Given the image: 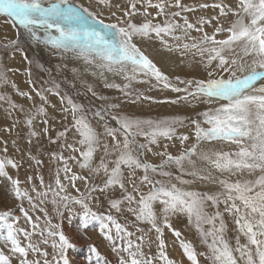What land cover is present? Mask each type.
Segmentation results:
<instances>
[{
    "label": "snow or ice",
    "instance_id": "obj_1",
    "mask_svg": "<svg viewBox=\"0 0 264 264\" xmlns=\"http://www.w3.org/2000/svg\"><path fill=\"white\" fill-rule=\"evenodd\" d=\"M96 5L102 11L107 7L116 22L105 23L99 13L75 0H0V17L25 30L29 40L50 47L64 58L82 62L84 71L91 69V75L103 81L105 88L119 90L131 103L153 99L133 85L152 84L154 79L152 87L162 86L178 94L170 101L172 104L203 102L216 106L201 114L202 122L190 121V136L178 133L177 129L185 124L180 117L141 119L123 114L119 104L87 110L67 92L62 94L56 81L37 89L30 68L25 73L32 88L23 91L9 76L13 69L0 65V87H10L16 95L32 102L25 108L6 91L0 92V102L23 114L22 122H14L12 129L22 123L29 143L48 136L49 142L59 147V151L49 154L50 160L58 162L52 173L54 185H46L44 176L37 172L26 177L30 188L9 174V168L18 170L21 165L7 155V147L3 148L0 177L10 181L13 195L20 201L18 210L31 230L20 225L21 216L14 215L11 208L0 211V236L7 247V251L0 250V264H70L66 253L74 245L52 222L47 210L40 208L43 225L39 217L34 220L30 215L29 210L49 202L57 215L64 209L71 213L72 205H79L82 226L97 222L101 234L112 243L118 264H177L166 251L163 235L167 229L181 238L182 233L171 223V218L179 215L187 216L207 249L198 252L191 241L182 239L183 255L190 264H201L199 257H206L208 264H264V0H235L232 4L221 0L211 5L218 9V15L201 16L195 21L189 19L188 13L210 5L189 6L183 0H129L118 18L111 11L110 0H96ZM150 9H155L154 16ZM138 16L143 17L142 22H135ZM208 25H213L211 33L205 30ZM136 37L141 41L157 39L170 52L178 51L185 57L198 56L206 69L213 70L207 72L206 79L172 80L138 47ZM4 47L28 61L19 38ZM73 72L77 69L73 68ZM110 76L122 78L123 83L110 82ZM87 92L97 96L91 84ZM49 94L59 97L65 118L71 116V122L55 138L49 135ZM89 114L103 127V133L97 131ZM174 138L183 149L178 154L168 152L165 145L164 151L156 153L161 157L159 164L144 158L153 152V145ZM190 139L193 142L188 144ZM98 151L103 154L96 164ZM27 156L37 167L43 163L31 152ZM73 163L87 169L89 176L76 173ZM172 167L180 174L174 176L165 170ZM101 172L104 180L96 184L94 174ZM89 178L93 180L91 185L87 183ZM34 180L39 181V187ZM79 180L86 181L85 190L79 196L69 195L63 181L79 192ZM196 180L217 186L218 190H193L191 185ZM116 189L121 191V197L109 198ZM97 191L108 199L115 213L132 214L136 222L147 224L148 230L132 223L133 232L128 227L130 222H119L111 211L107 215L95 211L91 204ZM226 217L235 227L234 245L227 235ZM152 232L155 254L145 251L153 245L149 238ZM49 245L51 253L46 250ZM89 247L97 258L96 264H108L96 246Z\"/></svg>",
    "mask_w": 264,
    "mask_h": 264
},
{
    "label": "rangeland",
    "instance_id": "obj_2",
    "mask_svg": "<svg viewBox=\"0 0 264 264\" xmlns=\"http://www.w3.org/2000/svg\"><path fill=\"white\" fill-rule=\"evenodd\" d=\"M93 1V0H88ZM117 2H120V0H116ZM221 2V0H183V3L189 6L193 5H199V4H208L210 5L208 8L200 9L199 7L196 8V10L192 13H188L189 19L192 21L197 20L199 17H212L214 15H218V9H213L211 5L213 3ZM225 2L232 4L235 2V0H225ZM75 3L81 4L82 2L80 0H75ZM94 3V2H93ZM84 6V4L82 3ZM85 7V6H84ZM117 10L119 13L117 15L118 17H121L122 11L124 8H111V11ZM150 11L153 13V16L155 14V9H150ZM99 13L101 17L104 19L107 23H114L116 22V19L111 21L110 17V11L109 9H103L99 8ZM107 14H110L107 16ZM162 19V18H161ZM232 18L229 17L228 20H231ZM143 17L138 16L135 18V22L139 23L142 22ZM224 23H227L228 21H223ZM215 23V22H214ZM10 25V24H9ZM13 26V25H12ZM10 25V27L12 28ZM213 25L206 26L205 30L209 33H211L214 29L212 28ZM14 31L16 32L13 39L19 38L21 41V46L24 48V51L28 57V61H31V64H29V67L31 69L32 73V80L35 84V87L37 89L41 87H48L50 86L51 81H56L61 85V93L67 92L69 95L73 97V99L80 104H83L85 106V109L94 111L96 108L105 105L106 104H119L121 106L123 114L126 115H132L137 118L141 119H161V118H174V117H180L183 118L185 121L184 127L178 128V133H186L190 136L192 135V126L190 124V121L192 119H198L201 122L203 121L202 113L209 110L210 108L216 106V105H210L207 103H197L191 106H183V102L172 104L170 103L171 100L175 99L178 95L177 93L172 92L170 89H163L162 86L160 87H152V84L155 83L154 79L152 80V84L149 83H134L133 87L135 89H139L142 91L145 95L151 96L152 100H144L137 103H131L119 90L112 89V88H105L104 82L99 81L96 79L91 78V71H84L83 73L79 72V68L77 65H73L72 63L66 62L64 59L61 60H55L50 55H43L38 52V50H46L44 44H38L36 42H33L28 39L27 34L25 30L22 28H19V26H13ZM18 32V33H17ZM192 35L196 36L197 33L193 32ZM19 36V37H18ZM218 38H223L222 36H218ZM166 39H169L170 42L171 38L166 37ZM152 39H145L141 41V38L136 37L135 41L145 54L149 56L150 59H152V55L150 52L154 50H162L166 52L170 56V63L166 70L161 69L166 75L169 76L170 79L175 80L176 77H179L181 80H187V79H206L207 78V72L212 71L213 69L211 67L205 68V66L200 62V58L198 56H182L180 52L178 51H169L167 48H165L163 45H154L151 43ZM3 42V43H2ZM9 42H5L2 39H0V65L7 66L11 69H16L13 66H9L7 64V59L10 60V55L13 53L12 49L9 47L5 49L4 45L8 44ZM42 59L43 61L39 60ZM153 60V59H152ZM27 61V62H28ZM154 62V60H153ZM49 63V64H48ZM17 66V65H16ZM24 68V67H23ZM73 68L77 69V72H73ZM22 69L19 70L20 73H22ZM27 75H23L17 78H13V80L16 82L18 87L23 91H29L32 88V85H29L27 83ZM111 82V81H110ZM91 84L94 88V90L97 93V96H92L91 93L87 92V85ZM182 86V85H181ZM6 91L9 95L12 96L13 100L17 104H23L25 108H28L31 106L32 102L28 101L25 97H21L15 94V92L9 87L7 89L0 87V92ZM182 95V94H180ZM34 99L36 103H39V97H35V94L33 93ZM98 97H104L105 99H100ZM52 105H55V107H52ZM62 105L60 104L59 97L49 94V105H48V115H49V122H50V133L49 135L55 138L56 133L59 131H62L65 126H67L68 123L71 122V116L68 115L67 118H65V114L60 111V108ZM11 110L8 108L7 104L0 102V156L3 155V148L7 147V144L11 143V148L7 147V155L10 157L15 158L17 161L20 160L22 167L21 169H8L9 174L15 179L17 177L22 182L23 187H31L26 182L27 176H35L37 172H39L41 175L44 176L45 182L46 177H50V183L53 184L54 182L52 180V173L55 172L58 162L53 161L49 159V154L54 151H59V147L57 144H52L49 142L48 136H41L39 139H33L32 143L27 142L28 137L26 133V129L24 128L23 124L19 125L16 129H12V123L16 121L23 120V114L17 111H11V115H9V112ZM119 114V113H117ZM12 118H10V117ZM11 119V120H9ZM89 119L91 120L92 124L97 128V131L103 133V127L97 123L95 119H92L91 115L89 114ZM14 120V121H13ZM111 125L113 127H116V124L114 121H110ZM206 126V125H205ZM23 127V128H22ZM21 128V129H20ZM5 129H12L11 131H6ZM18 130V131H17ZM16 133V134H15ZM19 134V135H18ZM17 141H16V140ZM23 139V140H22ZM141 142H144L143 138H139ZM194 139V137H193ZM20 140V141H19ZM27 140V141H26ZM13 141H16L13 143ZM167 140H161L159 142V145H153V152L152 153H146L145 159L149 162L159 164L161 161V157L156 155L157 152L164 151L165 143ZM173 141H179L178 139H173ZM23 142V143H22ZM27 142V143H25ZM193 142L192 139L188 142V144H191ZM109 143H111V140L109 138ZM29 144V145H28ZM26 145V146H25ZM28 145V146H27ZM168 152L172 154H178L179 151L183 150L182 146L180 145V150L177 151V149H174L173 151H170L166 149ZM27 151V152H26ZM31 152L32 155L37 156L40 160H42V163L39 167L37 165L33 164V162L28 158L27 153ZM25 153V154H24ZM67 154V153H66ZM102 151H98L94 157L95 163L98 164L100 161V156L102 155ZM43 155V156H42ZM23 161V162H22ZM27 161V162H26ZM48 162L50 165H48ZM51 162V163H50ZM55 162V164H54ZM57 164V166H55ZM52 165V166H51ZM47 169H49L47 171ZM27 170V171H26ZM49 174H47L45 171ZM73 170L78 173L81 176L88 177L89 172L87 169H80L78 166H75L73 163ZM165 170L172 171L174 176L179 175V171L175 168H166ZM53 171V172H52ZM25 172H27L25 174ZM43 172V173H42ZM23 173V174H22ZM141 172H138L137 175H141ZM16 175V177H14ZM61 176H63V173H61ZM95 180L94 182L96 184H102L104 180L103 173L94 174ZM3 178V179H2ZM157 178H160L157 176ZM185 179H192V177L185 176ZM6 179V180H4ZM24 182H23V181ZM2 181V182H1ZM7 181V183H6ZM91 182L93 183V180L89 178L87 180V183ZM39 181H34V183L39 187L38 183ZM176 182V181H174ZM6 183V184H5ZM63 183L67 186V192L69 195L79 196L81 192L85 190V180H79L76 182L77 187L79 188V192H77L76 189L72 188L68 181H63ZM0 185H3L4 193L0 191V211L7 210L11 208L14 212V215L21 216L20 225L23 227H26L28 230H31V226L26 224L22 214L19 212V205L20 201L16 200L12 190H10L11 183L6 177H0ZM6 185V186H4ZM10 185V187H9ZM8 186V187H7ZM130 187V186H129ZM10 191H8V189ZM191 188L196 191H215L218 190L217 186L196 180L191 185ZM75 190V191H73ZM7 191V192H5ZM77 192V193H76ZM72 193V194H71ZM122 193L119 189H116L114 192L111 193L109 198H116L119 199L121 197ZM94 196V194H93ZM101 198H98L97 196H94V199L92 201L91 206L93 209L99 213H103L104 215L109 214L111 211L113 215L117 217L119 222L121 223H128V227L131 231L135 232V229L132 227V223H137L139 227L143 228L145 231L148 230L149 226L147 224H139L135 221V217L127 212H123L121 214L115 213L114 210L110 209V205L108 202V199L105 198V196H102ZM48 203L41 205L40 207L36 208L35 210H29L30 215H32L33 219L35 220L37 217L40 218V224L43 225L44 223V213L40 210V208H45L48 211L49 217H51L52 222L54 224H58L60 226V230L65 233L66 236L69 237L70 242L74 245L73 248L69 249L66 253L68 259L70 261V264H76L77 258L79 254L88 255L90 252L91 245L96 246L98 251L101 253V256L108 262V264H118V257L117 254L112 252V243L104 238V236L101 234L99 226L96 221H92L89 225L85 227V231L88 236H91L95 234L96 238L92 239L93 241H87L82 242L80 239L77 241V230L79 229V223H81V217L79 213L81 212L79 205H72L74 207L73 212L69 213L67 209H64L62 211L61 215H57L51 206L47 205ZM127 207V204L124 205ZM24 207L28 208L27 201H24ZM157 209L159 208V205L156 206ZM80 209V210H79ZM53 212V213H52ZM79 212V213H78ZM125 220V221H124ZM226 222L228 225V231L227 235L231 239L232 244H235V227L231 221V218L226 217ZM171 223L173 224V227L177 230H179L182 233L181 238H176L171 231L165 229L164 235L168 234L169 236H173L175 238V244L178 247V244L181 245V240L186 235L188 241H191L194 247L198 252H206V246L201 242L200 237L195 229V227L189 223L188 218L186 215H179L174 216L171 218ZM98 227V229H97ZM185 232V234H184ZM189 232V233H188ZM187 233V234H186ZM139 235V233H136ZM72 237H71V236ZM155 233H149V238L153 241L152 247L145 248L146 252H150L152 254H155L157 251L156 248V242L155 241ZM154 236V237H153ZM72 238V239H71ZM77 238V239H76ZM36 239H39L37 236ZM75 239V240H74ZM102 240V241H101ZM77 241V242H76ZM177 241V242H176ZM180 242V243H179ZM241 242L244 243L245 240L243 237H241ZM102 244V245H101ZM83 250H82V249ZM0 250L7 251V247L5 246V241L2 236H0ZM46 250L51 253L52 249L49 245ZM110 250V251H109ZM173 248H171L168 254L170 258H173L175 255V251H172ZM180 249H177V254ZM108 252V253H107ZM111 255H109L110 253ZM73 253V254H72ZM91 253V252H90ZM76 254V255H74ZM108 254V255H107ZM91 258L86 259L87 264H96L97 258L91 253ZM184 256V255H183ZM108 257V258H107ZM80 259V258H79ZM117 259V260H116ZM174 259V258H173ZM201 264H208V261L206 257H199ZM113 260V261H112ZM175 260V259H174ZM180 260V261H179ZM175 260L177 263L180 264H190L188 262L187 258L184 259ZM185 260V261H184ZM187 260V261H186ZM84 261V260H83ZM184 261V262H183ZM178 263V264H179ZM84 264V262H83ZM101 264H104L103 261H101Z\"/></svg>",
    "mask_w": 264,
    "mask_h": 264
},
{
    "label": "bare ground",
    "instance_id": "obj_3",
    "mask_svg": "<svg viewBox=\"0 0 264 264\" xmlns=\"http://www.w3.org/2000/svg\"><path fill=\"white\" fill-rule=\"evenodd\" d=\"M83 4H84V6L85 7H90V10H92V11H95V12H97V13H99V8L100 7H97V5H96V0H93V1H88V0H80ZM94 2V3H93ZM129 2V0H120V2H117L116 0H110V3H111V5H112V8H114V7H116V5H120V7L121 8H126V6H127V3ZM81 3V4H82ZM210 8V7H209ZM104 9H108L107 7H105ZM115 12H116V14L118 15V11L117 10H114ZM100 14V13H99ZM110 14H107V16H109ZM99 18H101V19H103L102 17H101V15L99 16ZM116 18H114V17H110V20L111 21H113V20H115ZM104 20V19H103ZM105 23H107V22H105ZM12 26V24L11 23H8V22H6V18H3V17H0V39H2L3 41H5V42H9V41H11V40H13V38H14V36L15 35H13V34H16V32L14 31V29H13V26H12V28L10 27V25ZM212 28H213V26H212ZM18 33V32H17ZM19 37V36H18ZM20 38V37H19ZM3 43V42H2ZM151 43L152 44H154V45H162L161 44V42L159 41V40H157V39H152L151 40ZM45 48H46V50H38V52L40 53V54H43V55H50L51 57H53L55 60H61V59H64L66 62H69V63H72L73 65H77L78 66V68H79V72L80 73H83L84 72V65H83V63L82 62H79V61H73V60H71V59H67V58H64V57H62L61 55H59V54H56L53 50H51L50 49V47H48V46H45ZM150 54L152 55V59L154 60V63H156L157 64V66L158 67H160V69H164V70H166L167 69V67L169 66V63H170V56L166 53V52H164V51H162V50H154V51H152V52H150ZM39 60H41V61H43L42 59H39ZM7 64L9 65V66H13V67H15L16 69H13V71L11 72V73H9V76L11 77V79H13V78H17V77H20V76H23V75H26V73H25V69H27V67H29V63L26 61V60H24L23 59V57L18 53V52H16V53H12L11 55H10V60H8L7 59ZM49 64V63H48ZM17 65V66H16ZM24 67V68H23ZM20 69H22L23 71H22V73H20L19 72V70ZM18 70V71H17ZM88 71H92L91 69H89ZM91 78L92 79H96V80H99V81H101L98 77H95V76H92L91 75ZM109 80L110 81H115L116 83H123V81H122V78H120V77H109ZM183 104V106H191V105H194V104H197V103H187V102H183L182 103ZM10 117V116H9ZM10 118H12V117H10ZM9 120H11V119H9ZM12 121V120H11ZM14 121V120H13ZM13 124V123H12ZM21 125V124H20ZM23 128V127H22ZM21 129V128H20ZM18 131V130H17ZM16 134V133H15ZM19 135V134H18ZM16 140V139H15ZM23 140V139H22ZM17 141V140H16ZM15 141V142H16ZM20 141V140H19ZM27 141V140H26ZM28 142V141H27ZM27 142H25V143H27ZM23 143V142H22ZM29 145V144H28ZM27 145V146H28ZM165 145H167L168 147H167V149L168 150H170V151H173L174 149H177V151H179L180 150V143H179V141H173V139L172 140H167L166 141V143H165ZM10 146H12L11 145V143H9V144H7V147H9V148H11ZM26 146V145H25ZM27 152V151H26ZM25 154V153H24ZM27 156V155H26ZM43 156V155H42ZM14 157V156H13ZM18 162L20 163V165H21V162H20V160H18ZM23 162V161H22ZM27 162V161H26ZM44 163V165H45V162H43ZM51 163V162H50ZM54 164H55V162H54ZM48 165H50L49 164V162H48ZM52 166V165H51ZM55 166H57V164L55 165ZM24 167L25 166H23L22 167V165L19 167V169H21V168H23L24 169ZM25 168H27V167H25ZM14 170V169H13ZM49 169H47V171H48ZM18 171V170H17ZM27 171V170H26ZM45 171V170H44ZM46 172V171H45ZM53 172V171H52ZM27 172H25V174H26ZM43 173V172H42ZM47 173V172H46ZM49 173H51V172H49ZM49 173H47V174H49ZM23 174V173H22ZM14 177H16V175L14 176ZM17 178H22V177H17ZM3 179V178H2ZM4 180H6V179H4ZM50 180H51V178L50 177H46V182H45V184L47 185V184H49L50 183ZM23 181V180H22ZM34 181H36V180H34ZM2 182V181H1ZM24 182V181H23ZM54 182V181H53ZM6 183H7V181H6ZM5 183V184H6ZM38 183V182H37ZM8 184V183H7ZM88 184L89 185H91L92 183L91 182H89L88 181ZM38 185H39V183H38ZM4 186H6V185H4ZM8 187V186H7ZM9 187H10V185H9ZM85 187V186H84ZM78 188V187H77ZM4 189L5 188H3V185H0V191L2 192V193H4ZM8 189V188H7ZM10 190H12V188L10 189ZM9 189H8V191H10ZM73 191H75V190H73ZM5 192H7V191H5ZM78 192V191H77ZM76 192V193H77ZM72 194V193H71ZM74 195V194H73ZM94 196H97L98 198H101L100 200H102V194L101 193H99L98 191L96 192V193H94ZM48 206H51L52 204L49 202L48 204H47ZM52 208H53V206H51ZM74 208V207H73ZM76 210V209H75ZM74 210V211H75ZM80 210V209H79ZM77 211V210H76ZM48 212V211H47ZM53 213V212H52ZM79 213V212H78ZM125 221V220H124ZM85 229V227L84 226H82V223H79V229H76L75 228V230H77V241L80 239L82 242H87V241H93L92 239H95L96 238V236H95V234H93V235H91V236H88L87 235V233H86V231L84 230ZM97 229H98V227H97ZM189 233V232H188ZM184 234H185V232H184ZM187 234V233H186ZM71 236V235H70ZM155 236V235H154ZM153 236V237H154ZM72 237V236H71ZM182 237V236H181ZM72 239V238H71ZM151 239V238H150ZM163 239L165 240V242H166V245H167V247H166V251L169 253L170 251V249L171 248H173V250L172 251H175V255L173 256V258L175 259V260H179V258L180 259H184L185 258V256H183V249H182V245H180V244H178V247L176 246L177 244H175V238H173V236H169L168 234H166V236H163ZM188 239L189 238H187V236L185 235L184 237H183V240H186V241H188ZM75 240V239H74ZM76 241V242H77ZM102 241V240H101ZM154 242H156V241H154ZM177 242V241H176ZM180 243V242H179ZM102 245V244H101ZM180 249V251H178V254H177V249ZM82 249V248H81ZM83 250V249H82ZM110 251V250H109ZM108 253V252H107ZM110 253V252H109ZM171 253V252H170ZM73 254V253H72ZM74 255H76V254H74ZM108 255V254H107ZM109 255H111V253L109 254ZM91 253L89 252L88 253V255H82V254H79L78 255V258H77V261H76V264H83V262H84V264H87V263H85L86 262V259H90L91 258ZM117 256V255H116ZM80 258V259H79ZM96 258V257H95ZM108 258V257H107ZM70 260V259H69ZM84 260V261H83ZM117 260V259H116ZM71 261V260H70ZM113 261V260H112ZM180 261V260H179ZM185 261V260H184ZM183 261V262H184ZM187 261V260H186ZM177 262V261H176ZM189 262V261H188ZM71 263H72V261H71ZM179 263V262H178ZM177 263V264H178ZM112 264V263H111ZM180 264V263H179ZM182 264V263H181Z\"/></svg>",
    "mask_w": 264,
    "mask_h": 264
}]
</instances>
